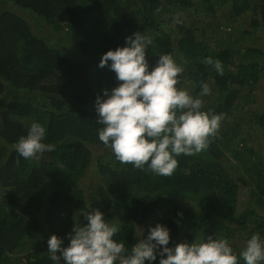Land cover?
<instances>
[{
  "label": "trees",
  "instance_id": "16d2710c",
  "mask_svg": "<svg viewBox=\"0 0 264 264\" xmlns=\"http://www.w3.org/2000/svg\"><path fill=\"white\" fill-rule=\"evenodd\" d=\"M204 1L211 24L196 0H0V264H54L48 238L66 246L74 223H86L82 214L93 208L119 227L114 238L129 250L157 223L169 227V246L212 235L239 253L252 233L264 236V156L255 146L257 133L264 144V106L247 111L264 88L257 35L264 0H231L230 14L249 13L251 29L241 32L217 26ZM40 23L46 34L36 31ZM135 32L152 40L150 66L171 53L185 69L181 85L196 96L208 82L204 110L225 114L209 147L178 157L171 176L117 161L98 139L96 96L119 83L98 67L100 56ZM54 34L65 37L67 50L50 45ZM208 56L222 62L223 76L203 63ZM33 121L55 145L38 161L12 147Z\"/></svg>",
  "mask_w": 264,
  "mask_h": 264
},
{
  "label": "clouds",
  "instance_id": "9594fccd",
  "mask_svg": "<svg viewBox=\"0 0 264 264\" xmlns=\"http://www.w3.org/2000/svg\"><path fill=\"white\" fill-rule=\"evenodd\" d=\"M152 40L135 32L125 38V46L110 49L100 56L99 68L108 67L119 82L95 99L98 139L111 150L115 159L135 169L150 170L159 176H171L178 167V157L192 156L206 150L221 127L224 113L205 111L203 97L212 87L201 81V91L194 96L181 85L185 69L171 53H161L149 65L146 50ZM203 63L224 75L219 59L205 57ZM214 83V81H213ZM46 128L33 121L27 134L12 145L18 156L39 160L55 145L45 143ZM3 142V138H0ZM86 223H74L64 238L51 235L47 240L49 258L54 264H264V236L252 233L237 253L229 240L208 235L170 244V229L157 223L149 226L144 238L129 249L114 237L120 229L106 219L105 213L93 208L82 214ZM182 216L183 213H178ZM59 253V254H58Z\"/></svg>",
  "mask_w": 264,
  "mask_h": 264
},
{
  "label": "rangeland",
  "instance_id": "374dc122",
  "mask_svg": "<svg viewBox=\"0 0 264 264\" xmlns=\"http://www.w3.org/2000/svg\"><path fill=\"white\" fill-rule=\"evenodd\" d=\"M196 1L199 2L200 5H202V7L205 8V9L203 8L205 11V15H208V16H202V15L201 16L204 17V20H206L208 24H211L212 21H210V19L207 18V17H210V13L206 12L205 1L204 0H196ZM210 1L214 6V10H215L214 14L216 18L214 22H217V26L221 28H228L231 30L234 29L235 31H238V32L251 29V27L249 26L250 25L249 21H248L249 13L243 14L241 16H234L233 14H230L231 0H227L225 4H223L222 0H210ZM167 17H169V14L167 15ZM196 18H200V17L198 15L192 17V19H196ZM179 21H181V19H179ZM35 29L40 34H46V31H47L45 24H42V23H40ZM257 35L260 38V42L258 45L259 46L263 45L264 47V26H262L261 30L257 32ZM49 43L50 45H55L61 50H67V47H68L67 41L62 34H54V36L52 37V40ZM262 83H264V81ZM253 96L255 97V105L253 107L248 108L247 111L248 110L252 111L254 110L255 107L257 109L261 106H264V88L260 87V89L256 90L253 93ZM208 103L210 104L211 102L209 101ZM256 135H257L256 139L258 143V146L255 144V146L257 147L256 149L259 152L260 156H264V144H262L263 141L261 139L262 136L260 133H257ZM242 136L244 135H240L238 138H241ZM249 144H253V142ZM93 174L94 173L92 169L89 168V170L83 174L84 179L81 180V182L84 181V184H86V182L90 179V177L93 176ZM240 200H241V203H243L242 201H245L246 199H240ZM242 245L245 246V242H242ZM61 262H63V260Z\"/></svg>",
  "mask_w": 264,
  "mask_h": 264
}]
</instances>
